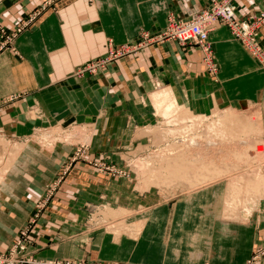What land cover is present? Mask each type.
I'll list each match as a JSON object with an SVG mask.
<instances>
[{"label": "crops", "instance_id": "1", "mask_svg": "<svg viewBox=\"0 0 264 264\" xmlns=\"http://www.w3.org/2000/svg\"><path fill=\"white\" fill-rule=\"evenodd\" d=\"M220 1L0 0V46L1 30L11 34L23 27L13 43L0 47V135L24 145L0 185V252L30 220L29 252L38 262L248 264L264 246V202L247 221H223L224 180L194 191L142 189L128 162L162 141L156 129L163 120L151 97L163 89L199 116L225 110L246 115L244 122L257 131L249 135L264 146V67L227 25L220 22L209 37L217 79L199 47L177 42L123 57L104 73L77 76L104 57L110 44L159 32L170 17L191 20ZM234 3L240 19L264 11V0ZM258 37L264 47V25ZM78 127L89 135L81 160L71 163L76 149L63 143L51 151L40 144L39 135ZM106 166L128 175L119 177ZM106 207L111 214H129L108 219Z\"/></svg>", "mask_w": 264, "mask_h": 264}, {"label": "bare ground", "instance_id": "2", "mask_svg": "<svg viewBox=\"0 0 264 264\" xmlns=\"http://www.w3.org/2000/svg\"><path fill=\"white\" fill-rule=\"evenodd\" d=\"M169 92V90L163 89L160 92L154 93L151 97L152 102L154 103L153 105H155L156 109L158 110V115L166 117L169 123H172L173 125L176 124L177 126L178 124H180V127H175L176 130H181L179 135L175 132L170 133L173 136H179L183 137V139H186L187 145H180V148L179 146L175 145L171 147V149H166V151L163 150L160 155L161 157L158 155L159 157L157 158H161L162 161L163 159L167 160V165L166 163L165 165L163 163H160L164 166L159 165V170L157 168H155V170L159 172L160 169H167V172H162L168 174H160L163 179H160L157 184L161 185L162 182H164L167 185H171L184 182L185 185H187L188 183L191 185V187L193 186L194 188L195 186L203 182L209 181L210 183L214 184L215 182L218 183L221 180H228V193L230 194V197L227 200V206L234 208L233 210L229 209V212L231 213H225V219H234L236 221H240L244 218V210L248 207V205L246 204L249 203V200H253V202H256L257 199H260V197H264L263 167L260 164V166H251L252 163H256L258 159L255 156L252 157L250 154L251 149H255L256 153L258 154H264V146L260 141L255 142L248 140V137L250 136L249 134L253 131V129L248 126L246 128L237 116L229 114L228 112H226L228 114H225L219 111L220 113L215 115V120L217 119V122H209L210 124H206L205 122L209 119L207 116H199L193 114L188 110L189 108L186 109L178 105L170 96ZM199 127L201 129H204L203 133H197L198 131L194 132V129H197ZM248 128L251 130L250 133H248ZM53 137L50 136L49 138L46 137L44 140L42 139L41 145L44 147V149L46 148L49 151L53 150V144H56L57 142H59L58 140H60V138L57 136H55L54 138ZM69 138L72 139V135L69 136ZM200 138L202 143L198 141ZM236 140L238 142L234 143ZM232 142L234 143V145H239V147L231 146L232 153L230 156H232V160L230 159L231 161L228 162L229 164L223 165V162L227 161L230 157L224 159L222 158V162H217L214 159L208 160L209 158L206 155L207 159L206 161H204V159H202L203 157L198 158L196 156L197 158H195V153H191V147L193 146V148H195V146L196 148H202V145L206 143L203 149H206L210 152L211 150H214V147L217 145L218 147H220L222 144L224 146L225 144H229ZM4 145H6V141L0 140V148H4L2 147ZM219 149H221L222 151V146ZM228 150L229 149H227L226 151L228 152ZM1 151L2 150L0 149V153ZM19 151L10 156V158L7 160V164H4L2 170L0 171V185L4 180V176L9 170L12 162L16 159V154L20 153ZM221 151L219 150L217 151V153L215 152L216 155L221 153L223 154V152ZM213 152L214 151H211V153ZM201 153L203 154V152ZM233 157L236 158L234 159V161ZM151 159L153 158L151 157ZM149 166L151 167V164H149ZM167 175L169 176L166 178ZM156 180H158V178ZM214 180L215 182H213Z\"/></svg>", "mask_w": 264, "mask_h": 264}, {"label": "built area", "instance_id": "3", "mask_svg": "<svg viewBox=\"0 0 264 264\" xmlns=\"http://www.w3.org/2000/svg\"><path fill=\"white\" fill-rule=\"evenodd\" d=\"M235 0H222L215 2L205 10L201 11L191 20H178L170 17L166 27L159 32L152 33L142 31L139 38L135 41L124 43L115 48L109 45L108 57L98 59L84 66L78 75L85 73L98 74L102 72L104 66L128 55L139 52L149 46L155 44H165L169 42H177L184 46L194 44L199 47L203 53V59L211 76L217 79L219 72L218 64L215 61L212 43L209 40L210 34L216 30L220 22L224 23L230 29L233 37L241 42L249 54L256 59L262 67H264V47L258 37L259 29L264 25V11L253 15L247 19H240L237 16V6ZM31 21V19H30ZM23 27H20L14 33L2 31L1 49L13 43L15 38L21 33ZM22 230L19 239L11 247L9 254H0V264H98L87 263L82 260L69 261H36L29 252V247L33 244L31 237V225ZM264 256V247H260L255 251L248 264H258L261 257Z\"/></svg>", "mask_w": 264, "mask_h": 264}, {"label": "rangeland", "instance_id": "4", "mask_svg": "<svg viewBox=\"0 0 264 264\" xmlns=\"http://www.w3.org/2000/svg\"><path fill=\"white\" fill-rule=\"evenodd\" d=\"M112 46L115 48V45L114 44H112ZM120 46V45H119ZM116 47H118V46H116ZM108 53H109V49H108V52H107V54L104 56L105 58H107L109 55H108ZM108 55V56H107ZM103 58V57H102ZM122 59V58H121ZM118 60H120V59H118ZM118 60H116V61H113L112 63H110L109 62V64L108 65H106V66H104V68L102 69L103 71L102 72H99L98 74H100V73H104L105 71H107V69L109 68V66H111V64H113V63H115V62H117ZM83 67H81V69H82ZM80 69V70H81ZM79 70V71H80ZM78 71V72H79ZM93 75L92 73H85L84 75ZM84 75H78V77H83ZM94 75H96V74H94ZM220 112H222V113H225V114H233V115H235V116H237L238 118H239V120L242 122V124L247 128V126H248V124L247 123H245L244 121H247L248 120V118L247 117H245L244 115H242V114H239L240 116H243V117H239V115L236 113V112H233V110H225V111H220ZM219 111H215L214 113H213V115L212 116H210V117H208L209 119L205 122L206 124H210L209 122H217V119L215 120V115L216 114H219L220 113ZM226 112H228V113H226ZM159 117H160V119H162L163 120V125H161V127L160 128H158V129H156L157 130V132H158V134H159V136H160V139L162 140L161 141V143L160 144H158V142H157V144H152V145H150V146H146V147H144V148H142L141 150H139V151H137L135 154H132V155H134V158L133 159H131V160H128V162H130V168H134V170H136L137 171V174H138V180H139V183H141L143 186H139L140 188H142V189H149L150 187H153V186H156V187H158V188H160L161 190H163L164 189V191H169V190H171V191H174V190H176V189H179V188H181V190H188V191H194V190H198V189H200V188H203V187H206L207 186V184H210V182L208 181V182H203V183H200L199 185H197V186H195L194 188H193V186L191 187V185L190 184H188L187 183V185H189V186H187V185H185L184 184V182H181V183H175V184H171V185H167V184H165L164 182H162V184L161 185H159V184H157V182L160 180V179H163L162 178V176L160 175V174H168V173H165V172H167L168 170L167 169H160V171L158 172V171H156L155 170V168H159L160 166H164L165 165V163H166V165H167V160H164L163 159V161H162V159L161 158H157V157H159L160 155H161V152H163V150L164 151H166V149H171V147H173V146H179V148H180V145H183V146H186L187 145V141H186V139H183V137H179V136H173L170 132H172V133H177L178 135L180 134V132H181V130L179 129V130H176V128L175 127H180V124H178V126L175 124V125H173L172 123H169L168 121H167V118L166 117H164V116H161V115H159ZM188 122V121H187ZM182 124V123H181ZM193 125V124H192ZM248 127H250V126H248ZM174 128V129H173ZM251 128V127H250ZM251 129H253V128H251ZM88 130H87V128L86 127H78V128H75V129H70V130H63V129H57V130H55L54 131V133H48V134H42V135H39V141H40V144L42 143V139L44 140L46 137L47 138H49L50 136H57V137H59L60 138V140H58L59 142H57L56 144H58V143H63V144H65V145H67L68 147H70V148H72V149H76V152L73 154V156H72V161H71V163L72 162H76V161H78V160H81L84 156L83 155H85V153H86V151H87V148H88V146H87V140L89 139V135H88V132H87ZM198 131V132H197ZM201 131V132H200ZM203 131H204V129H201L200 127L199 128H197V129H194V132H197V133H203ZM156 132V133H157ZM251 132V130L248 128V133H250ZM254 132H257V131H255L254 129H253V131L250 133V134H253ZM72 135V139L71 138H69V136H71ZM53 137V138H54ZM50 139H52V138H50ZM0 140H4V141H6V145H4V146H2V147H4V148H0L2 151H1V153H0V171L2 170V168H3V166H4V164H7V160L10 158V156L11 155H13V154H15L16 152H18L19 150L21 151L22 150V148H23V144H19V143H14V142H12L8 137H5L4 135H0ZM248 140L250 141H255V142H259L260 140L258 139V138H256V137H248ZM258 140V141H257ZM38 141V140H37ZM199 142H201L202 143V141H201V138L198 140ZM204 142H205V140H204ZM203 142V143H204ZM238 141L236 140L234 143H237ZM234 143L232 142V143H229V144H225L224 146H223V144L221 145L222 146V151H221V149H219V148H221V146L220 147H218V145L217 146H215L214 148V150H211V151H214L213 153H211V151L209 152L208 150H206V149H203L204 148V145L206 144H203L202 146H200V147H202V148H199V147H197L196 148V146H195V148H193V147H191V153H195V155H194V157L195 158H202V159H204V161H206V157L208 156V160H212V159H214V160H216L217 162H222V160L224 159V158H228V157H230V158H228V160L227 161H224L223 162V165H225V164H229L228 162L229 161H231L232 159V156H230L231 155V153H232V151H231V148L233 147V146H237V147H239V145H234ZM56 144H53L54 145V147H55V145ZM232 146V147H231ZM54 147H53V149H54ZM178 148V149H179ZM199 148V149H198ZM217 148V149H216ZM198 149V150H197ZM227 149H229L228 150V152L226 151ZM198 152H197V151ZM216 150V151H215ZM221 151V152H223V154L221 153V154H218V155H216V153H217V151ZM225 150V151H224ZM19 151V152H20ZM51 151V150H50ZM200 151V152H199ZM158 154H157V153ZM201 152H203V154L201 153ZM208 153V154H206V153ZM216 152V153H215ZM254 153H256V151H255V149H251V151H250V154L251 155H253ZM19 154V153H18ZM18 154H16L17 156H18ZM205 154V155H204ZM227 154H229V155H227ZM257 154V159H258V161L256 162V163H252V165L251 166H253V165H255V166H258L260 163H262V162H260L259 160H264V154L263 153H260V154H258V153H256ZM157 155V156H156ZM159 155V156H158ZM201 155V156H200ZM203 155V156H202ZM207 155V156H206ZM212 155H214V156H212ZM221 155V156H220ZM197 156V157H196ZM211 156V157H210ZM131 157H133V156H131ZM151 157L153 158V159H151ZM157 159H156V158ZM161 157V156H160ZM217 157H218V159H217ZM221 158V159H220ZM223 158V159H222ZM149 159V160H148ZM159 159V160H158ZM160 159H161V161H160ZM220 159V160H219ZM231 159V160H230ZM234 159H236V158H234L233 157V161H234ZM5 160H6V162H5ZM154 160V161H153ZM157 160V161H156ZM203 161V160H202ZM232 161V162H233ZM236 161V160H235ZM152 162V163H151ZM160 163H163V164H160ZM149 164H151V167L149 166ZM158 164V165H157ZM128 165V164H127ZM155 165V166H154ZM160 165V166H159ZM129 166V165H128ZM260 166V165H259ZM105 170H107L108 172H110V173H116V175L117 176H119V177H127V175H128V171L126 170V169H124V168H120V167H116V166H106V168H105ZM159 170V169H158ZM66 169L63 171V174H62V176H61V178L59 179V181L57 182V181H55L50 187H49V189H48V192H47V198H46V202L47 201H49L50 199H52V197L54 196V193H55V191L57 190V185H59V183H60V181L62 180H64V177H66L65 176V174H66ZM162 171H165V172H162ZM157 172H158V174H159V177H158V174H157ZM1 173V172H0ZM157 174V175H156ZM169 175H167L166 176V178L168 177ZM230 177H231V175H230ZM158 178V180H156ZM168 179H170V178H168ZM61 181V182H62ZM156 181V182H155ZM213 182H215V180L213 181ZM224 182H225V187H227V185H228V191H229V181H228V183H227V180H224ZM207 183V184H206ZM221 183V182H220ZM212 184V183H211ZM215 185H217L218 183L217 182H215L214 183ZM174 185V186H173ZM171 187V188H170ZM228 194V196H227V198L225 199L226 201H225V213H231V212H229L230 210L229 209H232L233 210V208L234 207H228L227 205H228V203H227V200H228V198L230 197V194L229 193H227ZM163 195H166V196H168V195H170V196H173L174 194H165V193H163ZM225 196H226V194H225ZM225 198V197H224ZM264 202V197L262 196V197H260V199H257V201L256 202H253V200H249V203L248 204H246V205H248V207L244 210V212H245V214L246 215H244L243 217V219H241L240 221H247V219H246V216L247 215H249L250 213H251V211L254 209L253 207L254 206H258V204H259V202ZM45 202V203H46ZM45 206V204H40V205H38V209L39 210H42V208ZM108 209L109 208H105V210L103 211V215L105 216V218H108V219H114V220H116V219H118V218H120V217H122V216H126L127 214H129V212L128 211H126V210H116L115 212H114V214H111V213H113V212H111V211H108ZM110 210V209H109ZM122 211V212H121ZM99 212V211H98ZM119 215V216H118ZM222 220L224 221H234V220H226L225 218H224V215H222ZM30 221H34V220H30ZM27 227H29V225H27V226H25V227H23L20 231H19V233H18V235H17V237H16V240L11 244V246L10 247H8V249L6 250V251H3V252H0V254H9V251H10V249H11V247L13 246V244L19 239V235L21 234V232H22V230H24V229H26ZM264 247V246H263ZM260 248V246L259 247H257L256 248V250L255 251H257L258 249Z\"/></svg>", "mask_w": 264, "mask_h": 264}]
</instances>
